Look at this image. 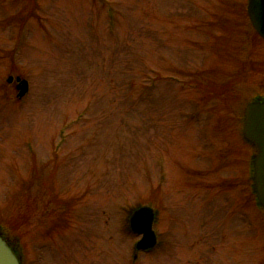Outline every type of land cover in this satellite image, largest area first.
I'll use <instances>...</instances> for the list:
<instances>
[{
    "label": "rangeland",
    "instance_id": "374dc122",
    "mask_svg": "<svg viewBox=\"0 0 264 264\" xmlns=\"http://www.w3.org/2000/svg\"><path fill=\"white\" fill-rule=\"evenodd\" d=\"M255 97L247 0H0V233L23 264H264Z\"/></svg>",
    "mask_w": 264,
    "mask_h": 264
},
{
    "label": "water",
    "instance_id": "95a60500",
    "mask_svg": "<svg viewBox=\"0 0 264 264\" xmlns=\"http://www.w3.org/2000/svg\"><path fill=\"white\" fill-rule=\"evenodd\" d=\"M247 12L252 26L257 33L264 38V0H248ZM16 89L18 97H22L28 84L25 79L16 76ZM13 80L12 76L7 82ZM243 133L247 140L251 141L257 149L253 162V182L256 196L264 207V101L256 100L249 102L245 107ZM154 211L150 206L137 208L129 217V226L133 233L141 235L136 243L138 250L153 247L157 242L156 233L153 229ZM0 264H20L18 258L0 236Z\"/></svg>",
    "mask_w": 264,
    "mask_h": 264
},
{
    "label": "trees",
    "instance_id": "16d2710c",
    "mask_svg": "<svg viewBox=\"0 0 264 264\" xmlns=\"http://www.w3.org/2000/svg\"><path fill=\"white\" fill-rule=\"evenodd\" d=\"M0 235L6 240L7 244L13 250V252L19 257V254H18L19 253V250H18L19 245H18L17 238H15V242H12V241L8 240L5 236H3L1 233H0Z\"/></svg>",
    "mask_w": 264,
    "mask_h": 264
},
{
    "label": "flooded vegetation",
    "instance_id": "af4514ba",
    "mask_svg": "<svg viewBox=\"0 0 264 264\" xmlns=\"http://www.w3.org/2000/svg\"><path fill=\"white\" fill-rule=\"evenodd\" d=\"M208 189H210V188H208ZM193 202V201H192ZM149 251H151V249H149V250H146V252H149ZM40 260V258H35L34 260H33V262H32V264H38V261Z\"/></svg>",
    "mask_w": 264,
    "mask_h": 264
}]
</instances>
